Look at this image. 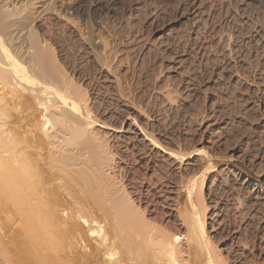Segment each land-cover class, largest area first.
<instances>
[{
    "label": "bare ground",
    "instance_id": "bare-ground-1",
    "mask_svg": "<svg viewBox=\"0 0 264 264\" xmlns=\"http://www.w3.org/2000/svg\"><path fill=\"white\" fill-rule=\"evenodd\" d=\"M64 1L0 0V264H8L6 260L11 264H264V224L257 222L261 220H257L260 218L259 207L264 204V180L256 184L250 183L248 179L241 182L232 169L221 171L212 169V172L217 173L215 172L209 179L207 173L202 172L204 162L210 155L208 147L205 148L204 144L203 147L195 146L193 148L196 149L192 150L183 147L181 142L186 138L180 134L175 137L168 133V126L161 125L164 121L161 122L160 114H154L155 111H150L151 108L146 109L145 102L143 103L146 106L141 102L137 105L134 99L127 101L131 96L127 92H131L125 89L124 93L125 86H122L119 77H114V81L108 80L113 70L111 66L118 59L117 55L116 58L113 57V50L119 52V47L116 38L107 41L104 33L98 28L114 35L116 33L112 28L114 25L103 27V23H98L97 28L95 25H90V28L86 26L88 27L86 35L81 23H85L90 15L97 11L109 12L112 5L119 0H72L70 3ZM242 1L246 4L258 2ZM86 2L88 7L83 10L82 5ZM57 4L63 9L57 10L59 9ZM195 4L194 2L193 5ZM196 6H190L189 9L190 12L193 9L191 15L195 20L194 26L202 24L205 20L203 16L208 14L204 15L202 6ZM68 16L71 17L72 23ZM91 22L88 21L89 24H92ZM131 24L133 23L129 26ZM199 28L197 26L192 33L196 43L198 40L195 39L201 38L199 33L201 34L202 29L199 31ZM208 38L210 39V36ZM138 39L134 36L128 40L120 52L129 58L138 49L136 56L142 55L143 59L152 53L158 54V50H161L163 56L159 54L156 58L160 56L162 59L164 55L167 57L166 60L177 57V61L175 60L177 64L183 62L186 56L184 52V55L178 54L180 41L175 43L170 39L167 42L165 40V44L158 47L156 41L154 44L145 42L144 45H142L144 41L143 43L138 41L139 46L135 42ZM257 42L254 44H258ZM182 44L185 46L186 43ZM208 47L209 43L205 42L199 50L203 54ZM210 51H213L211 43ZM239 53L236 56L242 54ZM86 54L91 56L87 62L96 63L101 69L100 72L87 73L88 69L85 70L79 61L83 58L80 56L89 57ZM217 55L221 57V54ZM258 56L255 58L258 59ZM208 57L207 60L210 59ZM260 57L259 60L263 62L264 59L261 60ZM223 58L225 61H221L220 66L223 65L222 62L231 61L226 60L225 54ZM184 60L187 62L186 58ZM237 60L236 63L239 62ZM212 62L214 63V60ZM145 64L148 65L149 62ZM163 64L165 66V63ZM227 65L228 67H224L227 68L229 75V70L236 68L231 70V63ZM166 67L170 68L167 65ZM240 70L238 74L241 73ZM225 73L226 71L224 74L221 72L222 75ZM238 74L236 73V76ZM241 74L235 79L232 78L239 86H243V80L239 78ZM262 74H259V80L263 83ZM195 77L189 79L195 80L193 79ZM257 78L255 79L257 83L251 82L264 86ZM103 79L108 81L101 84L99 81ZM198 82L196 84H199ZM109 86L116 89L114 92H118L120 98L127 100H120V103L117 102L115 105L110 104L114 101L112 99L109 101L110 98L107 100L106 96H103L104 89L107 88L106 90L111 92ZM183 86L185 87L175 91L190 94L196 88H192L190 82ZM233 86L231 85V88ZM235 86L236 89L237 84ZM215 88H218L217 85ZM235 89L232 88L238 91L239 87ZM259 90L261 89L257 92L260 93L263 88L262 91ZM250 92H246L247 95ZM254 94L251 93L249 96L254 97ZM119 97L115 98L118 100ZM159 97L169 102L171 107L172 102L177 101V96L168 91ZM256 97L258 100V95ZM262 98L261 96L260 99ZM215 100L212 101L219 102ZM251 101L253 103L254 100ZM149 102L147 104L150 105ZM216 103L214 105L216 107L221 105ZM253 107L251 105L250 108ZM255 108L257 109L256 105ZM205 109L208 110L207 107ZM206 110H201L203 116ZM207 117L211 118L210 115ZM214 127L210 128L209 133L212 137L218 133L219 138L227 128V126L225 129L218 128L224 129L219 133L221 131ZM262 128L264 129V124ZM153 152L159 154V163L153 162V159L155 160V157L152 159ZM131 162L137 169L131 166L133 163L130 165ZM229 177H233V181ZM138 178L141 182L137 180ZM234 180L237 182L236 185L233 184ZM226 195L232 198L228 199L230 196ZM149 196L154 198L146 201ZM244 198L248 199L246 204L241 202ZM209 200L212 201L208 203ZM211 206L216 209L210 214L208 210ZM231 209L239 212L242 220L246 215L245 211L249 212L247 214L250 221L239 225H236L237 219H234L236 223L231 222L229 214ZM12 243L16 247L19 246L17 250H23L24 253L21 254L23 257L28 256L25 261L23 257L22 261L20 256L17 257L19 251L16 249V257L9 260L7 255L13 258L12 253L16 248L11 246L13 248L11 251L8 245ZM17 258L20 260H16Z\"/></svg>",
    "mask_w": 264,
    "mask_h": 264
},
{
    "label": "rangeland",
    "instance_id": "rangeland-1",
    "mask_svg": "<svg viewBox=\"0 0 264 264\" xmlns=\"http://www.w3.org/2000/svg\"><path fill=\"white\" fill-rule=\"evenodd\" d=\"M67 1H69V2H67ZM67 1L65 0L64 2L70 3V1H72V0H67ZM236 1L235 0H230V1L229 0H201V1L200 0H196V1L195 0H119L115 5H112V7H111L112 11L110 10L108 12L107 10H105V11H97L96 13H92L90 15L91 17L89 18L91 20L87 19V21H85V23L84 22L81 23V25L83 24L81 27H83L82 28L83 31L86 33V35H88L87 31H88V27L89 28L91 27L90 25H95L96 28L98 27V23L99 24L103 23L105 25L104 26L102 24L103 27H106V25H108V27H111V26L114 25V27H112L113 29H115V32H116L114 35H113V33L111 35L110 33L106 32V30H104L102 28H98L100 31H102L104 33L103 36H104V38L107 41H111V39L116 38V44H118V47H119V49H118L119 52L118 51L116 52L115 50H113L114 51L113 52L114 53L113 57H115L117 55L116 57L119 60L116 59L114 61L113 65L111 66V68H113L112 72L113 71L114 72L113 73L111 72L110 79H108V80L112 81L111 79H113L114 77H117V78L119 77L120 78L119 81L120 80L122 81L120 83H123L122 86H125V87H123L124 93H126V91L130 90L129 92H131V93L127 92V94H130L131 96L127 95V96H129L128 98L130 100L129 99L127 100V99H124V98H120L118 92L117 93L114 92L116 89H114V88L109 86L108 89H110L111 92L113 90V92H112L113 95L110 94L111 92H109V90H106L107 89L106 88L104 90L107 91L106 93L108 95H105L106 93H105V91H103L104 92L103 96L104 97L106 96L105 98H107V100H108V98H110L109 101H112V100L114 101L113 103H110V104L115 105V104H117V102L120 103V100H122V101H124V100L131 101V99H134L135 100L134 102L137 105L140 102L142 104H144V105L146 103V105H147L146 109H148V108L150 109L151 108L150 111L157 112V113L154 112V114H156V115L160 114L159 116H161L160 117L161 118V122L164 121L163 123H161V125H162V127L163 126H166V127L168 126V129L170 131L169 132L167 130V128H166L168 133H171V135H174L175 137H177V134L178 135L180 134V136L183 135L184 138H186V139H184L181 142V145L183 147H185L187 149H191V150L195 146L196 147L198 146L199 148H201L203 146L205 148L208 147L209 149H207V151H208V153L210 155H209V158L207 157L208 160L206 159L205 162L203 161L205 166H204V169H203L204 171H202V172L207 173V176H208L209 179L215 174V172L217 173V171H221L222 169H232L239 176L241 182H242V180L244 181L245 179H248L250 183L256 184V183L264 180V167H263L264 165H262V164H264V131H263L264 129L262 128V125L264 124V102H263L264 101V94H263L264 93V86L262 85L263 86L262 87L261 85L259 86V85L255 84V83H257V81L255 80L257 78L256 76H258V78H257L258 81L262 83V81L259 80L260 79L259 78V74L264 73V65L262 64V63H264V61L263 62L260 61L259 60L260 56H258V55H261L260 59L261 60L264 59V57H263L264 56V52H263L264 51V46H263V43H264V39H263L264 38V0H258V2L256 4L255 3L254 4H250L248 2L246 4V2L243 3L242 0H240V1L236 0ZM192 2L193 3L195 2L196 4L193 5ZM84 4H85V6H84ZM196 5L197 6L200 5L199 7L202 6L201 8H202V10H204V15L208 13L207 14L208 16L207 15L203 16L204 19H205L204 20L205 22L202 21V24H200V25L196 24V26H194L195 25V20L193 18V15H191L193 9L191 10V12L189 11V9H190V6H196ZM57 6H58L57 8H59L57 10L63 9V7L60 6V4H57ZM82 6H83L82 7L83 10H85L88 7V3L87 2L83 3ZM186 7H187V10H186ZM234 13H236V14H234ZM209 15H211V16H209ZM208 17H210V19ZM247 18H249V19H247ZM69 19H71V17H69ZM208 19H209V21H208ZM250 19H251V21L249 23H247V21H249ZM244 20H246V21H244ZM71 21H72V19L70 20V23H72ZM88 21H89V23H90V21H92L91 22L92 24H89ZM130 23H133V24H131L129 26ZM204 23H206V24H204ZM84 24H86V25H84ZM134 24L137 25V26H135ZM248 24H250V25H248ZM86 26H88V27H86ZM197 26L200 27L198 29L199 31L202 29L201 30V34L199 33V37L201 36V38L195 39V40L196 41L197 40L200 41L201 44L198 41L196 43L194 41V38H193V35H192L193 30L195 28H197ZM247 26H249V27H247ZM206 27H208V28H206ZM260 27H261V29H260ZM258 28H259L260 31H258ZM237 33L239 34V36H238ZM260 33H261V35H260ZM134 36L139 38L138 40L135 41L136 44H139V46H140L141 42L143 43V41H144V43L142 45H144L145 42H147L146 44H149V43H153L154 44L155 41H156L157 42L156 44H157L158 47H160L162 44H165V40H166V42H167V40L168 41L173 40L175 43L180 41V42H178V44L180 43V48H179L178 54L179 55H181V54L184 55L185 54L186 56H184L183 62L181 61V63H179L180 66H179V64L175 63V60L177 61V57L176 58L174 57L173 58L174 60L172 58H168L166 60L167 57H166V55H164V57H162L163 53L161 52V50H158V54L154 55V53H152V54L146 56L145 58H143L144 59L143 60L142 59V57H143L142 55H139L140 57L136 56V55H138V53H137L138 49H137V50L134 51L135 53L133 52L134 55L132 53V56L128 58V57H126V55L124 53H121L120 51H122V47L123 46H126L125 44H127V41L131 40L132 38H134ZM209 36H210V39L208 38ZM180 37H182V38H180ZM192 38H193L194 42L192 41ZM251 38H252L253 41L250 40ZM253 38L254 39H258L259 41L258 40H254ZM203 39H204V41H203ZM205 39H208L209 41L207 40L208 41L207 42ZM220 39L222 41H220ZM99 40L100 39H97V41H99ZM138 41L139 42L141 41V42L138 43ZM181 42L184 43V44L186 43L187 45L185 44V46H184ZM205 42L209 43V47H208L209 49H207V51H208V52L206 51L207 53L203 52V54H202L201 50H199V48L202 47ZM223 42H225V43H223ZM254 42H257L258 44L255 45ZM210 43H211V50H213L212 52L210 51ZM219 43H220V45H219ZM221 43H222V45H221ZM195 44H196V46H195ZM213 44L215 46H212ZM183 46H184L185 49L182 48ZM189 46H191V47H189ZM216 46H217V48H216ZM254 46L255 47L257 46V47L255 48ZM222 47H224V48H222ZM239 47L242 48L243 50L240 49ZM258 47H259V49H258ZM230 48H233V49L229 50ZM250 48H252V49H250ZM262 48H263V50H262ZM196 49H197V52H196ZM218 49H219V51H218ZM222 49H224L223 52H222ZM215 50H216L217 53L215 52ZM253 50H255V51L259 50L261 52L258 51L259 52L258 53L257 51L255 52ZM220 51H221V53H220ZM233 51H234V53L231 54V52H233ZM183 52H184V54H183ZM213 52H215L216 54L213 53ZM229 52H230V54H229ZM238 52L242 53V54L239 53L242 56H240L239 54H238L239 56H236ZM247 52H248V54H247ZM218 53L221 54V57H220V55H217ZM159 54L162 55L161 56L162 59L159 58L160 56H158L157 57L159 59L158 60L156 58V55H159ZM223 54L226 55V60H231V61L230 62L227 61L226 63L222 62L223 65H221L222 66L221 67L220 66L221 61H225V59L223 58ZM249 54H250V56L248 57ZM253 54H255V55H253ZM86 55H89V54H86ZM152 55H153V57H151ZM211 55H212V57H211ZM227 55H228L229 59H228ZM213 56H215L214 57L215 59L213 58ZM230 56H231V58L233 60L230 59ZM257 56H258V59H256ZM80 57L85 58V60L83 58H81L82 60L80 59L79 61L82 62V65H83L85 70L88 69L87 73H91L92 74V73L95 72V74H96L97 72L101 71L100 67L96 63H95L96 65H95L94 62H92V61L91 62L90 61L87 62L88 60L91 59L90 55H89V57L85 56V55L84 56H80ZM86 57H88L87 60H86ZM138 57H139V59H138ZM206 57H208V59L209 58L210 59L207 60ZM236 57L237 58H239V57L241 58L242 57V58L241 59L239 58L237 60ZM243 57H245V58H243ZM163 58L165 60H163ZM185 58H186L187 62H184ZM219 58H220V60H219ZM149 59H150V61H149ZM157 60H158V62H157ZM168 60H170V61H168ZM213 60H214V63L212 62ZM236 60L239 61V62L236 63L235 62ZM242 60H243V62H242ZM244 60H246V61H244ZM247 60L249 61L250 65H249V63H247L248 62ZM128 61L129 62L131 61V62L128 63ZM153 61H155L158 64H156ZM209 61H211V62H209ZM218 61H220V62H218ZM144 62L145 63L149 62L150 65L149 64L147 65ZM166 62H168V63H166ZM244 62L246 64H243ZM163 63H165V66H164ZM215 63H216V65H215ZM227 63H231V65L233 63L236 66V67L234 65H232L234 67L231 66V70L233 68H236V69H233L232 71L229 70V73H230L229 75L230 76L227 74L228 73L227 72V68H226V67H228ZM88 64L90 66H88ZM91 64H94V65H91ZM174 64H176V66ZM237 64H239V65L241 64V65L239 66ZM162 65L164 67H162ZM166 65L170 66V68L166 67ZM172 65H173V68H172ZM257 65H259L258 68H256ZM93 66H95V67H93ZM174 66H175V68H174ZM224 66H226V67H224ZM244 66H246V67L244 68ZM248 66H249V68H247ZM260 66H261V68H260ZM96 67L97 68L99 67V68L97 69ZM130 67H132V68H130ZM252 67H255V68H252ZM217 68H218V71H216ZM241 68H242V70H240ZM247 69H249L250 72L246 71ZM89 70L90 71L92 70V71L90 72ZM214 70H215V72H213V73H216L215 75H213V73H212V71H214ZM219 70H220V72H219ZM235 70H237V71H235ZM238 70H240L239 72H241L244 75L246 73L250 74V75L246 74L245 76L243 75L244 78L241 79V77H243V76H241L242 74L239 73V74H241L240 77H239L240 80L241 81L243 80L242 81V85L243 86H239L238 83L236 81H234V80H233L234 82L232 81V78L235 79V78H237V76H239ZM243 70H245V71H243ZM258 70L261 71V72L259 73ZM225 71H226L225 75L227 77L225 75H222V74H224ZM218 72H219V74H218ZM221 72H222V74H221ZM234 72H236L238 75L236 76V73L234 74ZM95 74H93V75H95ZM220 74H221V76H220ZM231 74L233 75V77H231ZM218 75H219L220 78L218 77ZM262 75L264 76V74H262ZM194 76H196L195 78H193L195 80L189 79V78L194 77ZM198 77H200V78H198ZM245 77H246V80H245ZM253 77H255L254 81H253ZM213 78L216 81L219 80L218 81L219 83L217 82L215 84L214 82H216V81H214ZM220 79H221V81H220ZM247 79H249V80H247ZM108 80H104L103 79V80H100L99 82H101V84L103 82V84H104L105 81H108ZM190 80L194 81V83H192ZM222 80H223V82H222ZM113 81H114V79H113ZM196 81L197 82L199 81L198 82L199 84H196L197 83ZM227 81H229V82H227ZM244 81L247 82V83H245ZM251 81H253L255 83H253ZM187 82H190V84L193 85L192 88L196 87V88H194V92L190 93L191 95L189 94V92L187 94H184V92L183 93H177V91H175L176 89L179 90V88L181 89V87L182 88L185 87L183 85H186ZM220 82H221V84H220ZM230 82H231V84H230ZM225 83L226 84L229 83V84H227V85L230 86L229 88H231V85L232 86L234 85L232 87L233 89H235V87H236L235 85L237 84V88L236 89H238V87H239L238 91H234V90H232V88L229 90V88L227 87V85ZM232 83H235V84H232ZM213 84L215 86L217 85L218 88H215V86ZM262 84H264V82ZM249 85L252 86V87H250ZM248 86H249V89L247 88ZM255 86L256 87H258V86L260 87V88L258 87V89H261L259 91H262V88H263V91L260 92V93L257 92L258 89ZM111 88H112V90H111ZM253 88H256V89H253ZM125 89H126V91H125ZM247 89H248V91H247ZM205 90H206L207 93L204 92ZM241 90L242 91L246 90V91L244 93ZM249 90L252 91V92H250ZM160 91H161V93H160ZM167 91L170 92L171 94L173 93L174 95L177 96V101H179V102L177 103V101L175 100L176 102L175 103L172 102V104H171L172 107H174L176 109H174L171 106H169L170 105L169 102L167 103L165 100H162V98L159 97L162 94H165ZM240 91H241V94H240ZM246 92L247 93L250 92V94L252 93V95L257 92L260 95L262 94L261 96L263 98L260 99L261 96L256 93V95H258V97H259L258 98L259 101H258V100H256L257 97H256L255 94H254L255 96L253 97L252 95L249 96L250 94L247 95ZM132 93H133L134 96L132 95ZM115 94H117V95H115ZM145 94H146V96H145ZM109 95H110V97H109ZM111 95L113 96L114 99L111 97ZM178 95L181 96V97H179ZM187 95H188L189 99L187 98ZM241 96H243L244 100H243V98ZM115 97L116 98L119 97L118 100ZM216 97L219 98V99L221 98V100L217 99ZM250 97H251V99H250ZM214 98H216V100ZM245 98H246V100H245ZM212 100H215V101L218 100L219 102L216 103V102H214ZM251 100H254L253 103H252ZM260 100H262L263 103L260 102ZM148 101H150L149 102L150 105L147 104ZM164 101H165V103H164ZM249 101H251V102H249ZM255 101L258 104L255 103ZM143 102H145V103H143ZM215 103L216 104H221V105H217V107H216V106H214ZM250 104L252 105V107L253 106L254 107L250 108L251 107ZM254 104L256 105V107H257V109L259 111H257V109L255 108ZM259 104H261V105H259ZM113 105H111V106H113ZM212 105H213V107H212ZM257 105H259V106H257ZM205 106L208 108V110L205 109L206 108ZM165 107H167V108H165ZM218 107H219V109H218ZM160 108H162V109L164 108V109L160 110ZM168 108H170L171 111ZM203 108H204V110H206V113L209 111L207 113L208 115L205 113V115L203 116V112H202V111H204ZM166 109H168V110H166ZM198 109H201L202 111L201 110L199 111ZM178 110H179V112H178ZM163 111H164V113H162ZM255 111H257V112H255ZM171 112H172V114H171ZM215 113H217V114H215ZM176 114H180V115L178 116ZM211 114H213V115H211ZM174 115L176 117H174ZM209 115L211 117L210 119H209V117H207ZM183 116H184V118H183ZM190 116L192 118H194V119L190 118ZM198 116L200 118H198ZM185 117H187V118L185 119ZM201 117L203 119L206 117L205 118L206 120L204 119L205 123L203 122L204 120L201 119ZM163 118H166V119L164 120ZM199 119L203 120V121H200ZM212 123H213V125H212ZM225 124H228V125H226L227 128H226ZM200 125L201 126L203 125V127H200ZM208 126H211V127L215 126L214 128H216L217 130H220L218 128H224V129L226 128V132L224 131V129L220 130L221 132H219V133H222L224 131L223 132L224 134L222 133L223 136L221 134V137L219 138L220 134L217 133V134L213 135L214 137H212L211 133H209L211 131L210 130L211 127H208ZM197 128L198 129L200 128V129L198 130ZM205 128L208 129V131ZM164 129H165V127H164ZM201 129H203V130H201ZM177 131L178 132L182 131V133H177ZM186 135H187V137H186ZM210 137H211L212 141H211ZM201 138H203V139H201ZM213 138L216 139V140H214ZM205 145H207V146H205ZM212 146H213V148H212ZM193 149H196V148H193ZM152 154H154L155 156L154 155L152 156ZM152 154H151L152 159H153V157H155V160L153 159V162L155 161L154 163H159L158 162V161H160L159 160L160 158L158 156L159 154H157L156 152H153ZM239 156H244V157H239ZM261 160H262V162H261ZM132 163L133 162H131L130 165ZM131 166H134L135 169H137V166L134 163ZM214 166H215V168H214ZM212 169H216L217 171L212 172L211 171ZM120 175L123 176L122 174H120ZM230 179H231V181H233L234 178L231 177ZM137 180L139 181L141 179L138 178ZM139 182H141V181H139ZM233 184H235V185L237 184L236 180H234ZM234 194L235 193H233V195ZM230 195H232V194H230ZM230 195H226V197H228ZM153 198L151 196H149V198L146 201H149V200H151ZM229 198L231 199L232 197L230 196V197H228V199ZM211 199L215 200L213 198H211ZM212 200H209L208 203H210ZM247 200H248L247 198H244L241 202H243V204H246ZM248 204H250V203H248ZM214 209H216V208H212V206H211V208L208 210L209 213L211 214L214 211ZM259 209H260V211H259L258 218L259 217L260 218L257 219V220H260V219L261 220L260 221L256 220V221L260 222L263 225L264 224V204H263V206H260ZM233 210L234 209H231L230 212H229V214H231L230 215L231 222L236 223V221H237L236 225H239V224H244V223H246V221L249 220V215H248L249 212H247L249 210L245 209V210H247V211H245V214L247 216L245 215V217H243L244 218L243 220L238 215L239 212H235L236 210H234V211ZM260 212H261V214H260ZM232 213H234V214H232ZM234 216L235 217L239 216V217L234 218ZM234 219L235 220L237 219V220L235 221ZM250 235H251V233L248 236L250 237ZM13 245H14L13 243L11 245H8L11 248V251L13 250L14 247H16V245H14V246ZM18 247L14 248V250H13L14 251L13 252L14 255L12 253L13 258L11 257V255H10V257L7 255L9 260H11V259L13 260L14 256L16 257V253L15 252H16L17 249H19ZM18 251L19 250H17V252ZM20 251L22 252L23 250L21 249ZM20 251L18 252L19 254H18L17 257L20 256V259H21L23 257L21 254H23L24 252L21 253ZM10 252L8 254H10ZM25 257L22 258L23 261H25V259H27L28 256H25ZM20 259L17 258L16 260H20ZM22 259H21V261H22ZM6 262H8V264H11V262L9 263V261H7V260H6Z\"/></svg>",
    "mask_w": 264,
    "mask_h": 264
}]
</instances>
